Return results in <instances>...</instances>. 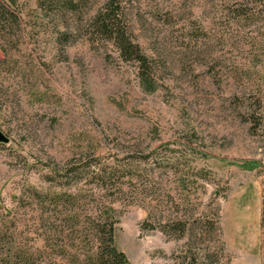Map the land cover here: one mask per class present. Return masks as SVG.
<instances>
[{
  "label": "rangeland",
  "instance_id": "1",
  "mask_svg": "<svg viewBox=\"0 0 264 264\" xmlns=\"http://www.w3.org/2000/svg\"><path fill=\"white\" fill-rule=\"evenodd\" d=\"M104 1L72 13L14 0L0 25V213L30 253L17 264H82L85 217L102 199L133 264H264L263 13L237 15L233 0H125L131 37L164 63L147 92L134 63L91 32ZM84 162H128L131 182L115 196L86 172L62 174ZM78 187L71 203L44 194Z\"/></svg>",
  "mask_w": 264,
  "mask_h": 264
},
{
  "label": "trees",
  "instance_id": "2",
  "mask_svg": "<svg viewBox=\"0 0 264 264\" xmlns=\"http://www.w3.org/2000/svg\"><path fill=\"white\" fill-rule=\"evenodd\" d=\"M233 1L237 3L233 8L237 15L249 18L259 11L264 15V0ZM56 2L61 3V7L73 13L80 10L84 0H56ZM13 4L14 0H0L1 26L4 22L7 23L11 20L10 16H12L13 13L9 5L12 6ZM124 4L125 0H105L101 6L97 7L90 15L88 25L91 27V32L99 38L110 41L122 59L131 60L134 63L136 76L141 88L150 92L158 85L157 71L159 64L161 63L163 65L164 63L160 62L161 60L159 58L156 59L154 57L155 55L153 56V52L156 55L159 54L157 51L159 50L158 46H154L152 50L145 51L139 42L131 37V27L125 17ZM54 6L56 7L57 5L54 4ZM255 120L256 118L252 120V126L258 123L255 122ZM121 158H123V156H113L115 160ZM127 165L128 162L118 165H104L100 162L95 166L90 162H84L78 166H69L67 169L65 168L63 173H60L64 175L70 173V175L74 176L76 179L82 172H86L91 179L95 180L94 189L101 190L103 194L110 191L111 195L115 193V196H119L118 194L123 193L124 187L131 182V180H129L130 177L126 175L125 167H128ZM123 176L125 178L120 179ZM65 183L67 187L70 185L68 180ZM79 189L80 187H78L76 191L68 188H64L63 190H45L44 194L47 196L46 198L48 200L50 199L51 202L57 205L59 203L63 204L65 201L71 203V201L78 198L77 191ZM41 193L42 192L39 190L33 189L30 194L33 195L32 197H36L41 195ZM98 210L96 215L88 214L85 217L87 231H90L92 241L91 244L86 247L85 253L81 252L82 256L77 262L82 264H133L128 260L125 253L114 243L115 222L117 221L114 214L115 208L109 201L105 202L102 199L99 202ZM0 219V264H17L22 259L25 260L29 257L30 253L28 252L27 255V251L25 253V250L20 248L18 241L14 237L15 230L6 227L5 215L2 212L0 213ZM176 223L178 225H176L175 228L178 230V234H184L187 230L185 223L180 220ZM47 228H50V226ZM43 239L44 242L48 244L52 242L48 240V232L44 233ZM35 249L38 250V247H35ZM184 256L185 255H182V257ZM195 261L196 259L191 257L190 262ZM195 264H197V262H195Z\"/></svg>",
  "mask_w": 264,
  "mask_h": 264
},
{
  "label": "water",
  "instance_id": "3",
  "mask_svg": "<svg viewBox=\"0 0 264 264\" xmlns=\"http://www.w3.org/2000/svg\"><path fill=\"white\" fill-rule=\"evenodd\" d=\"M6 139H7V136L0 129V141H5Z\"/></svg>",
  "mask_w": 264,
  "mask_h": 264
}]
</instances>
